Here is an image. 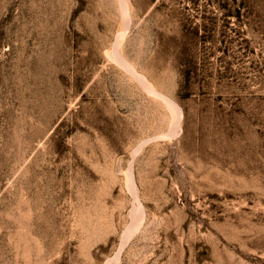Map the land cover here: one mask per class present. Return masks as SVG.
Returning <instances> with one entry per match:
<instances>
[{"label": "rangeland", "instance_id": "374dc122", "mask_svg": "<svg viewBox=\"0 0 264 264\" xmlns=\"http://www.w3.org/2000/svg\"><path fill=\"white\" fill-rule=\"evenodd\" d=\"M0 264H264V0H0Z\"/></svg>", "mask_w": 264, "mask_h": 264}, {"label": "bare ground", "instance_id": "6f19581e", "mask_svg": "<svg viewBox=\"0 0 264 264\" xmlns=\"http://www.w3.org/2000/svg\"><path fill=\"white\" fill-rule=\"evenodd\" d=\"M118 43V42H117ZM119 45V44H118ZM171 103H173L171 100H169ZM132 177V176H131ZM134 188V187H133ZM136 193V192H135ZM138 202V201H137ZM123 242L125 243V241H122V244H123ZM125 246V245H124ZM121 251V250H120ZM118 254H120V253H118ZM119 259V258H118Z\"/></svg>", "mask_w": 264, "mask_h": 264}]
</instances>
